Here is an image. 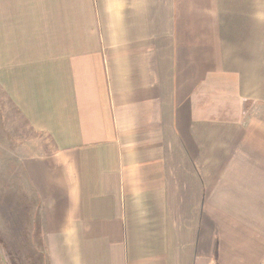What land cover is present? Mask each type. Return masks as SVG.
<instances>
[{"label":"crops","instance_id":"obj_1","mask_svg":"<svg viewBox=\"0 0 264 264\" xmlns=\"http://www.w3.org/2000/svg\"><path fill=\"white\" fill-rule=\"evenodd\" d=\"M0 95L47 264H264V0H0Z\"/></svg>","mask_w":264,"mask_h":264},{"label":"rangeland","instance_id":"obj_2","mask_svg":"<svg viewBox=\"0 0 264 264\" xmlns=\"http://www.w3.org/2000/svg\"><path fill=\"white\" fill-rule=\"evenodd\" d=\"M11 112L6 136L17 124L23 127ZM0 146V264H47L38 201L24 179L18 156L12 153L13 145L8 146V137Z\"/></svg>","mask_w":264,"mask_h":264}]
</instances>
